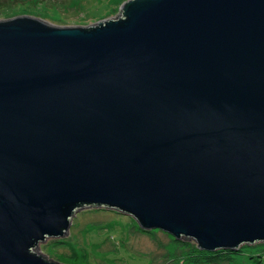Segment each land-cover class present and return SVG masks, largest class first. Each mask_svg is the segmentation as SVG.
I'll use <instances>...</instances> for the list:
<instances>
[{
	"label": "water",
	"instance_id": "95a60500",
	"mask_svg": "<svg viewBox=\"0 0 264 264\" xmlns=\"http://www.w3.org/2000/svg\"><path fill=\"white\" fill-rule=\"evenodd\" d=\"M118 9L0 18V264H62L37 243L84 205L209 250L264 240V0Z\"/></svg>",
	"mask_w": 264,
	"mask_h": 264
},
{
	"label": "rangeland",
	"instance_id": "374dc122",
	"mask_svg": "<svg viewBox=\"0 0 264 264\" xmlns=\"http://www.w3.org/2000/svg\"><path fill=\"white\" fill-rule=\"evenodd\" d=\"M124 0H0V18L33 14L60 24H88L115 15ZM62 236L38 241L37 252L67 264H264V240L238 244L232 257L185 262L189 236L174 237L158 227H140L133 215L84 205Z\"/></svg>",
	"mask_w": 264,
	"mask_h": 264
},
{
	"label": "trees",
	"instance_id": "16d2710c",
	"mask_svg": "<svg viewBox=\"0 0 264 264\" xmlns=\"http://www.w3.org/2000/svg\"><path fill=\"white\" fill-rule=\"evenodd\" d=\"M187 238V237H186ZM188 247H190L188 252H185L184 256L180 259H183L185 262H213L216 260H223L224 258L232 257V254H234L238 249L236 248H216V249H205L200 248L196 245V243H187ZM59 262V261H58ZM61 263V262H60ZM64 264V262L62 263ZM67 264V263H65Z\"/></svg>",
	"mask_w": 264,
	"mask_h": 264
}]
</instances>
